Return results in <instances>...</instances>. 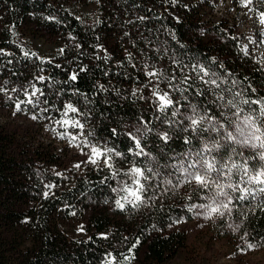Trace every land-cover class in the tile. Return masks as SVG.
<instances>
[{
	"label": "trees",
	"instance_id": "16d2710c",
	"mask_svg": "<svg viewBox=\"0 0 264 264\" xmlns=\"http://www.w3.org/2000/svg\"><path fill=\"white\" fill-rule=\"evenodd\" d=\"M245 8L264 14L261 0H0V264H166L185 246L170 228L208 195L179 191L184 162L264 168L219 130L261 118ZM233 175L240 232L264 245V187Z\"/></svg>",
	"mask_w": 264,
	"mask_h": 264
},
{
	"label": "rangeland",
	"instance_id": "374dc122",
	"mask_svg": "<svg viewBox=\"0 0 264 264\" xmlns=\"http://www.w3.org/2000/svg\"><path fill=\"white\" fill-rule=\"evenodd\" d=\"M261 5L264 8V0H261ZM225 10L231 13L232 6L226 4ZM245 11L246 20L240 29H248L251 40L242 36L243 43L246 47L253 43L258 61L264 67V14L254 17L247 8ZM257 108L261 118L251 113L253 116L240 117L219 130L225 133V140L231 142L234 149H244L256 158L258 164L259 160L264 164V102H258ZM97 158V152H93L91 162L94 163ZM219 169L227 170L233 176L228 179L226 188L222 185L212 187V174L215 175ZM181 170L185 172V177L179 191L193 190L198 186L208 195H199L200 202L195 203L191 220H180L170 228L184 234L185 246L178 257L166 264H264V245L253 246L245 241L232 204L233 195L238 194L235 184H232L233 174L238 172L239 182L242 183L240 191L248 188L254 192L264 187V168L256 171L246 168L236 157L218 163L198 157L184 162Z\"/></svg>",
	"mask_w": 264,
	"mask_h": 264
}]
</instances>
